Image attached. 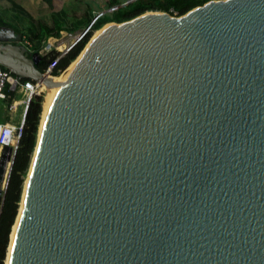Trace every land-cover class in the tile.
Instances as JSON below:
<instances>
[{
  "label": "water",
  "instance_id": "water-1",
  "mask_svg": "<svg viewBox=\"0 0 264 264\" xmlns=\"http://www.w3.org/2000/svg\"><path fill=\"white\" fill-rule=\"evenodd\" d=\"M99 30L48 109L10 264H264V0ZM41 58L0 30V66L46 89Z\"/></svg>",
  "mask_w": 264,
  "mask_h": 264
},
{
  "label": "trees",
  "instance_id": "trees-1",
  "mask_svg": "<svg viewBox=\"0 0 264 264\" xmlns=\"http://www.w3.org/2000/svg\"><path fill=\"white\" fill-rule=\"evenodd\" d=\"M211 0H134L133 2L121 6L119 0H109L108 9L117 7L109 15H103L102 18H98L89 31L67 54L62 56L58 60L59 54L55 52H48L42 55L40 61L36 63V69L41 73H44L46 69L55 61V64L51 71V76L57 77L62 75L65 69L78 57L85 45L90 40L93 31H98L104 25L108 23H117L129 21L136 16H139L146 12H162L167 13L170 16L180 17L185 15L190 10L202 6ZM173 13H176L174 15ZM4 25L3 23H0ZM48 36L54 38L59 37L58 32L47 31ZM47 36H41L43 39ZM75 37L63 42L56 51H65L68 45L73 42ZM52 42V41H51ZM44 45V44H43ZM40 42L35 43L34 51L38 52L43 46ZM1 70L8 71L4 67L0 66ZM67 70V69H66ZM12 76H14L12 74ZM25 81V79H22ZM7 94L11 96L13 100L17 96L13 92L6 88ZM19 100V99H18ZM43 94L34 96L26 109L24 117V129L21 138L19 139L18 147L14 156L11 172L9 175L8 183L4 196L0 194V264H5L7 247L9 245V236L11 230L16 222V216L18 214V208L24 181L27 177L33 152L37 142L38 126L40 123V116L43 112Z\"/></svg>",
  "mask_w": 264,
  "mask_h": 264
},
{
  "label": "crops",
  "instance_id": "crops-1",
  "mask_svg": "<svg viewBox=\"0 0 264 264\" xmlns=\"http://www.w3.org/2000/svg\"><path fill=\"white\" fill-rule=\"evenodd\" d=\"M108 5L109 2L103 0H0V23L4 24H0V30L5 31L9 42L16 45H22L26 40L31 46L28 49L31 53L35 43L45 45L54 38L48 36L47 31L58 32L59 37L65 33H82L94 24L96 17L102 18L111 13ZM44 35L47 37L42 39ZM5 108V102H2L0 124H17L25 117L22 105L18 104L11 111L14 113L13 118L8 116L9 112Z\"/></svg>",
  "mask_w": 264,
  "mask_h": 264
},
{
  "label": "built area",
  "instance_id": "built-area-1",
  "mask_svg": "<svg viewBox=\"0 0 264 264\" xmlns=\"http://www.w3.org/2000/svg\"><path fill=\"white\" fill-rule=\"evenodd\" d=\"M106 3H108L109 0H103ZM123 5L129 4L131 3V0H119ZM117 7H112V10L110 9V11H114ZM174 15H176V13H173ZM175 17V16H173ZM97 19V17L94 19L93 23L95 22V20ZM92 23V24H93ZM91 26L88 27L87 29H85L82 33L73 35V34H62L59 38H51L47 41V43L41 47V49L38 51V53L42 56L46 53H48L47 51L50 50V48H55V46L61 42V41H66L72 37H75L74 41L71 42L68 45V48L65 49V51H60L59 52V57L60 56H64L65 54H67L89 31H91ZM96 32V31H95ZM52 41V42H51ZM25 43L22 44L21 46H23L27 51L29 49V43L25 40ZM36 51H32L30 54L34 53ZM58 52V51H57ZM56 62V61H55ZM55 62H53L44 72V74L46 76H51V71L52 68L55 64ZM9 78L13 79L12 83H9L8 80ZM8 87L9 91L13 92V94L17 97L20 96V100H13L10 96V94L8 95L6 92V88ZM43 85L40 84L39 82L33 81V80H25L22 81V78L18 77V76H12V73L10 71H5V70H1L0 69V104L2 102H5V110H7L8 112H11L12 110H14L16 108V106L22 105L23 109H24V116H25V112L27 109V106L30 102V100L37 95H40V92L43 90ZM23 129H24V117L22 118V120H20L17 124H0V154L1 151L4 147H9L11 148L13 151L17 150L18 147V143H19V139L21 138L22 134H23ZM2 190L5 189V186L2 184Z\"/></svg>",
  "mask_w": 264,
  "mask_h": 264
},
{
  "label": "bare ground",
  "instance_id": "bare-ground-1",
  "mask_svg": "<svg viewBox=\"0 0 264 264\" xmlns=\"http://www.w3.org/2000/svg\"><path fill=\"white\" fill-rule=\"evenodd\" d=\"M105 27H107V26H105ZM100 32H101V30L96 31L95 34L92 36V39L94 37H96ZM55 48H58V47L55 46ZM74 64L75 63H72L67 68V70H65V72L61 76L52 77L51 78L52 79V85L49 88H46V91H49V92H47L48 95L46 96L45 101L43 103L44 111H43V114L41 116L40 128H39V133H38V143H39V139H40V136H41V133H42V129H43V126H44V122H45V119H46V115H47L48 109H49V107H50V105H51V103L53 101V98L55 96L56 90L64 82V80L67 78V76H68L69 72L71 71V68L74 66ZM38 143H37V145H38ZM37 145H36L34 154L32 156V163L30 165L26 180H25L24 185H23L22 198H21V203L19 205L20 207H19V210H18V214L16 216V222H15L13 228H12V231H11V234H10V237H9V239H10L9 240V247H8V251H7V257H6V260H5V264H10V258H11V252H12V243H13V240H14V237H15V233H16V229H17L19 220H20L21 215L23 213L24 197H25L26 190H27V187H28V183H29L31 172H32V167H33V164H34V160H35V157H36V154H37Z\"/></svg>",
  "mask_w": 264,
  "mask_h": 264
},
{
  "label": "rangeland",
  "instance_id": "rangeland-1",
  "mask_svg": "<svg viewBox=\"0 0 264 264\" xmlns=\"http://www.w3.org/2000/svg\"><path fill=\"white\" fill-rule=\"evenodd\" d=\"M100 18V17H99ZM87 29V28H86ZM95 34V31H93L92 32V34H91V37L93 36ZM90 37V38H91ZM63 42H65V40L64 41H61V42H59V44L58 45H56L57 47H59ZM56 49H59V48H56ZM56 49H54V48H50V50L49 51H47V52H55V53H57V54H59V52H57L56 51ZM28 55H30V53L28 52ZM61 76V75H60ZM57 77H59V76H57ZM44 88V87H43ZM47 92H49V91H46V89L44 88L41 92H40V94H43V101H45V98H46V96L48 95V93ZM15 99H19V97H16ZM43 105V104H42ZM43 111H44V108H43ZM42 114H43V112H41ZM7 114V113H6ZM8 115V114H7ZM9 117H12L13 118V116H14V113H12V112H9V115H8ZM42 116V115H41ZM41 116H40V122H41ZM39 128H40V123H39V126H38V133H39ZM37 138H38V135H37ZM26 180V179H25ZM25 182V181H24ZM0 188H2V185H0ZM22 191H23V189H22Z\"/></svg>",
  "mask_w": 264,
  "mask_h": 264
}]
</instances>
